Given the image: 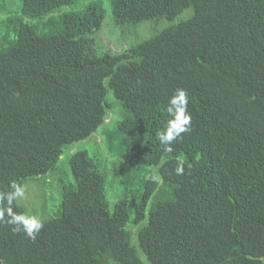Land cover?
Here are the masks:
<instances>
[{
  "label": "trees",
  "instance_id": "16d2710c",
  "mask_svg": "<svg viewBox=\"0 0 264 264\" xmlns=\"http://www.w3.org/2000/svg\"><path fill=\"white\" fill-rule=\"evenodd\" d=\"M20 1L0 0V208L13 181L57 170L101 127L124 190L111 208L112 162L75 151L74 182L36 240L5 212L0 264H264V0H91L63 13L80 0ZM189 10L124 51L101 45L109 13L125 34ZM181 88L191 130L169 153L158 133ZM110 91L121 110L107 122Z\"/></svg>",
  "mask_w": 264,
  "mask_h": 264
},
{
  "label": "rangeland",
  "instance_id": "374dc122",
  "mask_svg": "<svg viewBox=\"0 0 264 264\" xmlns=\"http://www.w3.org/2000/svg\"><path fill=\"white\" fill-rule=\"evenodd\" d=\"M90 1L91 0H80V2L75 5L64 6L61 8L60 12L63 13L82 9ZM16 3L17 5H21L20 0H16ZM191 13L190 10L189 12L186 11L177 16L172 22L165 19L161 21H144L138 24L136 28H127L125 34L121 29L115 34L112 33L114 26L109 23L111 21V14L109 13L106 16L105 20L107 23L104 25L103 31L99 35V39L102 47L105 49H110L114 52H121L132 44L150 38L154 33L161 31L163 28L168 27L171 24H176L180 20L187 18ZM58 14L59 13H53V15ZM26 21H29V19L27 18ZM118 40L119 48L117 46ZM107 100L114 105L112 106L107 121L110 122L114 119V113H119L121 107L116 102L112 91L108 94ZM102 128L103 127L98 129L89 138L74 142L66 148L58 163L57 170L49 171L46 175L26 181L23 185L25 188V195L23 198L17 199L18 204L24 208V214L36 215L41 220L51 219L56 215L62 201V184L74 182V177L69 167V159L72 153L78 150H88L93 156H99V150H101L103 154L107 156L108 160L114 164V166L112 163L109 164V170L107 171L108 184L106 188V195L110 207H114L116 202L123 196L124 188L121 177L123 166H120L118 160L107 155L102 144L101 135L99 134L102 131Z\"/></svg>",
  "mask_w": 264,
  "mask_h": 264
},
{
  "label": "clouds",
  "instance_id": "9594fccd",
  "mask_svg": "<svg viewBox=\"0 0 264 264\" xmlns=\"http://www.w3.org/2000/svg\"><path fill=\"white\" fill-rule=\"evenodd\" d=\"M171 119L167 121L166 129L158 133V139L164 146L165 152H173V142L178 138H182V134L191 130L192 116L188 112V93L186 89H178L170 99L169 107L167 109ZM177 163L175 167L176 175H184L185 173V160L181 156L176 157ZM191 167V165H189ZM155 183H162L161 177L157 175H151L146 177ZM11 188L14 191L7 194V203L9 206L6 208H0V220L4 219L5 212L8 219L7 223L15 225L12 229L13 232L24 231L26 235L36 240L37 234L43 228V221L36 215L17 214L10 206L13 200L23 198L25 195L24 186L13 181ZM4 197L0 195V201H3Z\"/></svg>",
  "mask_w": 264,
  "mask_h": 264
},
{
  "label": "bare ground",
  "instance_id": "6f19581e",
  "mask_svg": "<svg viewBox=\"0 0 264 264\" xmlns=\"http://www.w3.org/2000/svg\"><path fill=\"white\" fill-rule=\"evenodd\" d=\"M136 55H137V53H136ZM140 58V57H139Z\"/></svg>",
  "mask_w": 264,
  "mask_h": 264
}]
</instances>
